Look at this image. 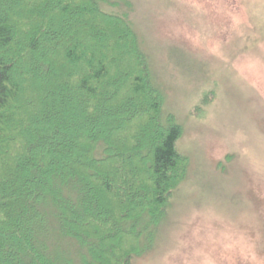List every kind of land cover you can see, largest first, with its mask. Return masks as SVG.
Instances as JSON below:
<instances>
[{
  "label": "trees",
  "instance_id": "obj_1",
  "mask_svg": "<svg viewBox=\"0 0 264 264\" xmlns=\"http://www.w3.org/2000/svg\"><path fill=\"white\" fill-rule=\"evenodd\" d=\"M111 2L0 0V264H132L186 178Z\"/></svg>",
  "mask_w": 264,
  "mask_h": 264
},
{
  "label": "rangeland",
  "instance_id": "obj_2",
  "mask_svg": "<svg viewBox=\"0 0 264 264\" xmlns=\"http://www.w3.org/2000/svg\"><path fill=\"white\" fill-rule=\"evenodd\" d=\"M108 1L132 22L188 160L132 264H264V0Z\"/></svg>",
  "mask_w": 264,
  "mask_h": 264
}]
</instances>
